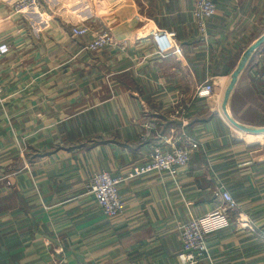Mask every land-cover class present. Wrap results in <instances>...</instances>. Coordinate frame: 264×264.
<instances>
[{
  "label": "crops",
  "instance_id": "obj_1",
  "mask_svg": "<svg viewBox=\"0 0 264 264\" xmlns=\"http://www.w3.org/2000/svg\"><path fill=\"white\" fill-rule=\"evenodd\" d=\"M14 1L0 0V42L11 46L0 58V264H182L179 226L193 217L210 248L197 264H264V133L223 109L232 73L264 35V0H219L206 41L195 0H41L21 15ZM84 24L110 44L86 50L93 33L71 30ZM156 32L173 33L182 53L158 55ZM207 82L214 92L196 98ZM183 100L185 120L174 114ZM228 112L264 127V43ZM173 131L193 143L190 163L176 177H131ZM96 171L125 178L119 217L88 192ZM223 191L237 207L226 209Z\"/></svg>",
  "mask_w": 264,
  "mask_h": 264
},
{
  "label": "built area",
  "instance_id": "obj_2",
  "mask_svg": "<svg viewBox=\"0 0 264 264\" xmlns=\"http://www.w3.org/2000/svg\"><path fill=\"white\" fill-rule=\"evenodd\" d=\"M219 0H195L193 16L197 24V28L201 39L206 41L208 30L207 20L213 17L218 8ZM227 1V0H221ZM38 7L37 0H17L12 4L15 14H22L28 10ZM72 33L77 36H85L93 33L91 42L86 46L91 51L104 49L110 44V35L107 31L95 30L90 25H74L71 28ZM156 39L160 42L159 54L166 57L169 53L178 55L181 48L176 42L173 33L161 36V33H155ZM173 50V51H169ZM11 46L7 42H0V58L8 55ZM214 92L213 83H205L199 87L195 93L196 98L209 97ZM6 97L3 92L0 81V104L3 105ZM188 106L183 108L181 103L175 109V115L185 120L188 116ZM147 135H152L156 126L153 123L145 125ZM184 133L182 131L175 132L164 139L162 142H151V151L149 159L141 166L135 167L131 173V177H139L154 172H168L172 177H176L178 168L186 166L190 163L193 152V143L184 141ZM163 139V138H161ZM125 180L123 177L113 176L108 171L94 172L88 183V192L93 195L97 206L102 210L103 214L109 218L119 217L124 213L125 203L121 194V184ZM226 201V209L237 207L236 200L227 192H222ZM179 233L182 241V249L179 253V259L182 264H197L205 259L210 258V248L206 239V232L202 221L198 218H191L187 222L179 226Z\"/></svg>",
  "mask_w": 264,
  "mask_h": 264
},
{
  "label": "water",
  "instance_id": "obj_3",
  "mask_svg": "<svg viewBox=\"0 0 264 264\" xmlns=\"http://www.w3.org/2000/svg\"><path fill=\"white\" fill-rule=\"evenodd\" d=\"M264 43V35L258 39L255 43H253L247 51H245V53L243 54L238 67L236 68V70H234V72L231 75V79L230 82L227 86L225 95H224V101H223V109L225 110V112L227 113L230 121L239 129L249 133V134H260V133H264V127H252L243 123L238 122L237 120H235L228 112V103L231 97L232 92L234 91L236 84L238 82L239 76L241 75L242 71L244 70V68L246 67L252 53L259 48L262 44Z\"/></svg>",
  "mask_w": 264,
  "mask_h": 264
},
{
  "label": "rangeland",
  "instance_id": "obj_4",
  "mask_svg": "<svg viewBox=\"0 0 264 264\" xmlns=\"http://www.w3.org/2000/svg\"><path fill=\"white\" fill-rule=\"evenodd\" d=\"M16 1H17V0H15V1L13 2V4H14ZM40 1H41V0H37V2H38V7H37V8H34V9L30 10V11H34V10L39 9V7H40ZM10 7H11V12H12L13 15H21V14H15L14 11H13V9H12V6H10ZM97 30H100V29H97ZM92 39H93V38H92ZM92 39H91V40H92ZM174 39H175V38H174ZM91 40L88 42V44L91 42ZM176 42H177V41H176ZM88 44H87V45H88ZM159 44H160V42H159ZM87 45H86V46H87ZM178 45H179V44H178ZM86 46H85V49H86V50H89V49L86 48ZM179 47H180V46H179ZM100 50H102V49H100ZM89 51H91V50H89ZM97 51H99V50H97ZM169 51H173V50H169ZM94 52H95V51H94ZM181 53H182V52H181ZM181 53H179V54H181ZM157 54L161 56V54H159V49H158V51H157ZM169 54H171V53H169ZM169 54H168V55H169ZM168 55H167V56H168ZM173 55H174V54H173ZM167 56H166V57H167ZM177 56H178V55H177ZM188 104H189V106H188V112H189V111H190V110H189V107H191V104H192V103H191L190 101H188V102H186V101H184V100L181 101V106H182L183 108H185ZM179 105H180V102H178V104L176 105V107L179 106ZM175 109H176V108H175ZM146 124H148V122L144 124V127H145Z\"/></svg>",
  "mask_w": 264,
  "mask_h": 264
}]
</instances>
